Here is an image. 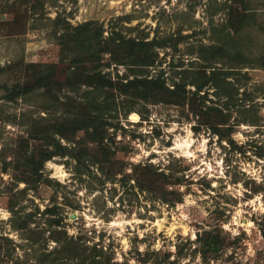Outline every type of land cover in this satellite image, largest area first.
<instances>
[{
  "label": "rangeland",
  "instance_id": "obj_1",
  "mask_svg": "<svg viewBox=\"0 0 264 264\" xmlns=\"http://www.w3.org/2000/svg\"><path fill=\"white\" fill-rule=\"evenodd\" d=\"M76 27L92 34L89 49L66 39ZM108 38L156 42L151 62L117 64L97 51L95 40ZM95 51L79 64L108 81L77 91L62 86L57 96L104 104L94 113L113 160L100 169L91 162L99 144L88 142L89 156H52L26 185L13 169V150L27 137L29 114L46 116L39 106L48 100L41 90L24 99L2 96L25 78L27 63L54 64L53 78L63 82L76 65L73 54ZM211 70L215 79L199 94L206 108L221 110V137L198 125L188 105L136 98L111 85L136 75L169 88L183 82L190 92V82ZM150 169L165 177L163 191L150 184ZM53 203L68 235L85 234L112 260L264 264V0H0V264H42V247L54 246L44 213ZM204 232L221 241L206 259L194 249Z\"/></svg>",
  "mask_w": 264,
  "mask_h": 264
},
{
  "label": "trees",
  "instance_id": "obj_2",
  "mask_svg": "<svg viewBox=\"0 0 264 264\" xmlns=\"http://www.w3.org/2000/svg\"><path fill=\"white\" fill-rule=\"evenodd\" d=\"M83 26L85 24H81L79 27ZM77 29L78 27H76L74 35H72V32L69 34L70 37L66 39L77 42L81 48L89 49L90 46L86 42L91 39L92 34L86 33L87 28H83L81 31H77ZM78 35L82 37L78 39ZM102 43V45H99L100 40H95V44L98 45L97 51L99 53L108 52L110 54L109 59L117 64L144 65L151 62L153 54L149 53V50L156 42L108 38L102 40ZM92 54L97 56L96 51L79 55V58L73 54L71 61L76 65L69 67L70 71L66 74L63 82L54 80L53 75L56 67L54 64L27 63L24 65L25 78L12 84L2 96L5 100L24 99L25 96L41 90L43 98L48 100L47 106H39L41 111L48 110L46 116L29 114L27 137H18L13 150V169L19 171L21 176L18 179L25 182L26 185H30V181H32L30 178L37 175L43 163L52 156L68 155L77 162L80 161L83 153L89 156V147L86 145L88 142L99 144L95 149V154L99 156L92 155L93 160L91 162L98 163L100 169H103L104 163L113 160L114 152L110 150L109 146L101 144L105 135L104 125H102L104 123L100 120L99 114L94 113V111H102L104 104L99 105L94 102L93 104L90 103L91 106H89L88 102L82 105V102H76L74 98L68 95H65L62 100L57 96L62 86L71 89V91H77L81 84L96 87V82L108 81L104 79V75L99 70H94V67L88 69V67L79 64L83 61H90L93 58ZM211 71L212 75L208 76L201 73L200 77L203 79L199 78L201 79L200 82H190L194 86V89L190 92L184 89L183 82H173L172 87L169 88L158 78L136 75L124 82L120 80L122 78H119L111 85L119 93L129 94L136 98H151L179 106L188 105L189 112L196 117L198 125H207L213 133L221 137V125L225 123L221 110L206 108L203 105L204 96L202 95L204 93L199 94L210 79H215L213 78L214 71ZM83 94L85 96L87 92L84 91ZM197 96H199V99ZM86 105L90 107V110L86 108ZM80 109H83L82 113ZM206 109H211L214 113L211 115L207 113ZM57 111L60 113L56 114ZM78 131H82L83 135L80 139H75V133ZM61 139L66 140V143L72 142V146H69V144L62 145ZM30 143H32V146L29 148ZM147 172L151 177L150 184L155 189L163 191L164 176L152 169ZM156 181H159L158 184H160L157 185ZM175 199L177 200L179 197L175 196ZM58 207L56 203H53L51 206L44 208V213L48 215L46 221L47 227H49L45 229L47 231L46 237L54 241V246L50 249L42 247L41 257L38 260L42 264H137L130 263L127 260H112L110 254H107L100 244L93 243L89 245L85 234L68 235L61 226V217L53 216L55 209ZM208 234L209 232H204L199 235V244L194 247L200 253L202 259H206L209 253L219 251L221 245V241L216 235ZM142 255L146 256V253ZM139 259L145 261L144 258Z\"/></svg>",
  "mask_w": 264,
  "mask_h": 264
},
{
  "label": "bare ground",
  "instance_id": "obj_3",
  "mask_svg": "<svg viewBox=\"0 0 264 264\" xmlns=\"http://www.w3.org/2000/svg\"><path fill=\"white\" fill-rule=\"evenodd\" d=\"M132 119L133 120H136V118H137V116L136 115H134V114H132ZM187 143H188V141L187 140H184V144H186L187 145ZM190 155V154H189Z\"/></svg>",
  "mask_w": 264,
  "mask_h": 264
},
{
  "label": "water",
  "instance_id": "obj_4",
  "mask_svg": "<svg viewBox=\"0 0 264 264\" xmlns=\"http://www.w3.org/2000/svg\"><path fill=\"white\" fill-rule=\"evenodd\" d=\"M71 216H72V214H71Z\"/></svg>",
  "mask_w": 264,
  "mask_h": 264
}]
</instances>
